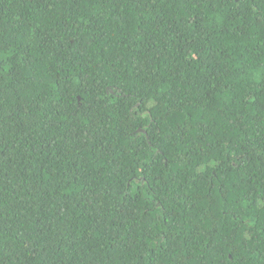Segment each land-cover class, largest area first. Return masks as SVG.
Listing matches in <instances>:
<instances>
[{
	"label": "trees",
	"instance_id": "16d2710c",
	"mask_svg": "<svg viewBox=\"0 0 264 264\" xmlns=\"http://www.w3.org/2000/svg\"><path fill=\"white\" fill-rule=\"evenodd\" d=\"M0 264H264V0H0Z\"/></svg>",
	"mask_w": 264,
	"mask_h": 264
}]
</instances>
